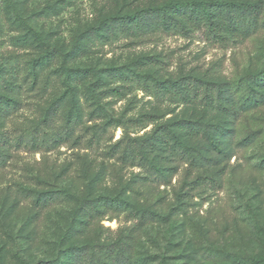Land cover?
<instances>
[{
	"label": "rangeland",
	"instance_id": "374dc122",
	"mask_svg": "<svg viewBox=\"0 0 264 264\" xmlns=\"http://www.w3.org/2000/svg\"><path fill=\"white\" fill-rule=\"evenodd\" d=\"M171 1L5 0L0 264H75L78 248L90 247L92 260L99 246L125 241L133 245L132 264H253L264 257V106L239 109L234 118L155 89L185 77L224 84L259 73L264 31L223 48L199 31L110 35L100 29L114 17ZM112 69L129 80H113L107 75ZM180 121L218 125L220 132L189 139L177 130ZM163 126L174 132L181 151H195L185 158L149 153L144 167L112 156L120 141L152 138ZM35 132L46 141L38 152L28 146ZM222 170L217 189L192 191L198 177ZM45 193L60 195V201L35 210ZM98 198L118 199L125 208L87 225L83 204ZM145 210L167 221L139 227L137 213Z\"/></svg>",
	"mask_w": 264,
	"mask_h": 264
},
{
	"label": "trees",
	"instance_id": "16d2710c",
	"mask_svg": "<svg viewBox=\"0 0 264 264\" xmlns=\"http://www.w3.org/2000/svg\"><path fill=\"white\" fill-rule=\"evenodd\" d=\"M4 3L5 0H0V18L4 10ZM263 13V1L257 4H242L235 0H172L164 6L149 7L143 11L114 17L104 22L100 29L103 34L110 35H128L133 31L143 33L164 31L168 34H177L180 30L199 31L209 44L225 48L232 41H245L264 31ZM30 30L35 36L40 37L39 33L32 27ZM82 72L84 73V71ZM89 72L90 70L85 71V76H89ZM107 75L115 81L129 80L127 75L116 69L109 70ZM70 77V73H67L65 77L67 82ZM1 85L7 87L8 83L1 80ZM155 89L157 94L175 97L182 104H203L208 109H222L227 115L236 118L239 116V109L243 111L256 110L264 106V69L259 73L232 83L216 84L185 77L178 82H159ZM143 120L146 122L150 119L143 117ZM44 123L47 124L48 128L51 126L50 121L46 120ZM176 128L184 137L189 139L207 135L209 137L217 136L220 132L218 125H206L202 122L193 121H180L176 123ZM36 132L38 133V129ZM36 132L28 146L38 152L45 146L46 141L41 140ZM66 136L69 138L70 133H67ZM174 138V132L163 126L156 131L152 138L145 140L130 139L127 142L120 141L113 147L111 154L113 157L118 155L123 164L135 165L140 162L144 167L149 153L161 152L168 157L178 158L181 156L185 158L189 156L190 152L195 151L192 148L181 151L178 145L182 144L174 142ZM54 142L58 144V138ZM204 162L203 158L201 160L195 159L190 166L191 168H197ZM222 174L223 170L216 177H198L192 183V191L203 188L217 189L218 184L221 183ZM58 201H60V195L45 193L38 196L34 202V208L38 211L46 210ZM124 208L125 204L118 199L98 198L84 202L81 213L86 220V224L91 225L97 219L110 213L120 212ZM137 214L139 216V227L156 221H167V217H162L150 210ZM89 251L90 247L88 246L76 249L73 253L74 263L105 264L106 260H110L111 264H132L133 245L131 242L125 241L121 244L99 246L97 248V258L92 260H89ZM250 262L264 264V257L255 258ZM45 264L53 263L48 262Z\"/></svg>",
	"mask_w": 264,
	"mask_h": 264
}]
</instances>
